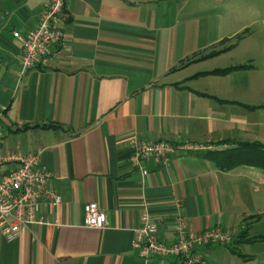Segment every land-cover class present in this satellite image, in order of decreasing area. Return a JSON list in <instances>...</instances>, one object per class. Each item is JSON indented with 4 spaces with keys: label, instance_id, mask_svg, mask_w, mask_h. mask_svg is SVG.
Masks as SVG:
<instances>
[{
    "label": "crops",
    "instance_id": "0c3cea01",
    "mask_svg": "<svg viewBox=\"0 0 264 264\" xmlns=\"http://www.w3.org/2000/svg\"><path fill=\"white\" fill-rule=\"evenodd\" d=\"M197 1L66 0L62 44L22 74L13 33L35 26L44 0H0L3 149L39 152L62 197L50 224L12 242L0 237V264H180L133 248L145 208L164 219L158 235L166 241L177 212L195 231L229 235V243L199 248L207 264H264V240L240 238L264 234V168L238 156L245 143L264 144V108L244 105H264L244 99V83L230 85L231 76L256 67L206 74L227 68L212 63L224 53L180 67L220 39L203 10L208 1ZM159 140L197 149L164 164L150 159L143 175L130 164L132 142ZM89 202L105 212L103 229L86 225Z\"/></svg>",
    "mask_w": 264,
    "mask_h": 264
},
{
    "label": "built area",
    "instance_id": "2783aa9c",
    "mask_svg": "<svg viewBox=\"0 0 264 264\" xmlns=\"http://www.w3.org/2000/svg\"><path fill=\"white\" fill-rule=\"evenodd\" d=\"M65 7L66 0H44V11L35 26L25 33L14 31L13 36L22 46V74L46 64L55 55L64 40L61 23ZM4 110L0 109V237L12 242L26 230L50 224L48 212L62 203V197L52 185L54 172L42 163L39 152L3 149ZM132 145L130 164L143 175L148 174L146 164L150 159L164 164L175 152L197 149L192 144L164 140L133 141ZM174 204L180 208L181 199H175ZM84 212L88 227L103 229L106 226L105 212L97 203H86ZM163 220L160 216L154 217L149 208L141 213L133 240V248L141 257H174L180 264H207L199 248L231 241L219 228L193 230L178 212L174 216V238L166 241L158 235Z\"/></svg>",
    "mask_w": 264,
    "mask_h": 264
},
{
    "label": "rangeland",
    "instance_id": "374dc122",
    "mask_svg": "<svg viewBox=\"0 0 264 264\" xmlns=\"http://www.w3.org/2000/svg\"><path fill=\"white\" fill-rule=\"evenodd\" d=\"M202 1L197 2L200 5ZM207 1L208 7L203 10L211 13L214 25H219L216 33L219 34L220 39L214 42L215 44L223 38L232 37L249 29V33L234 49L225 52L212 63L219 64L221 67L254 64L255 69L231 76L234 78L231 79L230 85L239 84L241 86L244 83L246 86L244 99L250 104L264 105V0ZM260 118L263 122L262 130H264V111ZM251 150L246 157L256 161L255 157H249L259 155V149ZM261 204H264V201ZM260 226L264 227V219Z\"/></svg>",
    "mask_w": 264,
    "mask_h": 264
},
{
    "label": "trees",
    "instance_id": "16d2710c",
    "mask_svg": "<svg viewBox=\"0 0 264 264\" xmlns=\"http://www.w3.org/2000/svg\"><path fill=\"white\" fill-rule=\"evenodd\" d=\"M249 33V29L245 30L242 33H238L232 37H226L223 38L220 42H218L217 44H214L212 46H210L207 49L206 53L203 52H197L195 53L193 56L188 57L186 59H184L183 61H181V65L180 67L183 68L191 63L194 62H199V61H203V60H207L213 57H216L222 53L228 52L232 49H234L239 42L246 37V35ZM255 68L254 65L252 63H246V64H240V65H234V66H230L227 68H221V69H216L210 72H207L206 74H214V75H219V76H225L231 72L234 71H239V70H245V69H252ZM205 74V73H203ZM245 107H247L250 110H255L258 108H264V106H249V105H244ZM43 128H62L63 126L57 123H45L40 125ZM242 148H245L243 151L244 153L242 154L240 151L241 155H238L240 157L241 161H244L245 163L257 166L259 168H264V144L258 143V142H254V143H245V145H243ZM259 149V155L257 154V158L256 156H251L249 158H254L257 159L256 161L253 160H249L247 159V155L248 153H250L252 150L251 149ZM237 153H235L234 151H231L229 156L232 157L233 155H236ZM239 154V153H238ZM254 154V152H253ZM252 154V155H253ZM247 159V160H246ZM240 238H242L243 240H245L246 242H254V241H258V240H264V234L261 235H257V236H253L250 237L248 234V231H244L241 233Z\"/></svg>",
    "mask_w": 264,
    "mask_h": 264
}]
</instances>
